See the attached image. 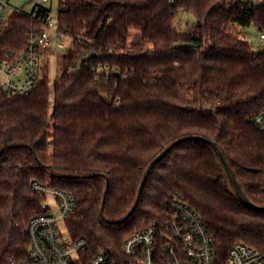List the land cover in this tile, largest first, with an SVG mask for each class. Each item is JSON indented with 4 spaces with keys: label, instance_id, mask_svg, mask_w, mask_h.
<instances>
[{
    "label": "trees",
    "instance_id": "trees-1",
    "mask_svg": "<svg viewBox=\"0 0 264 264\" xmlns=\"http://www.w3.org/2000/svg\"><path fill=\"white\" fill-rule=\"evenodd\" d=\"M181 13L197 26L182 32ZM39 20L13 12L0 33V58L21 52ZM264 35V0H60L58 29L72 45L57 60L53 87L28 97L0 91V264L27 255L29 220L45 213L37 182L71 193L66 222L85 255L121 256L130 236L166 220L176 201L195 209L216 240V263L236 243L264 255V209L245 206L213 141L248 199L264 208V51L243 29ZM99 66L106 69L100 70ZM52 141L50 142V136ZM103 207V213L101 209Z\"/></svg>",
    "mask_w": 264,
    "mask_h": 264
},
{
    "label": "built area",
    "instance_id": "built-area-1",
    "mask_svg": "<svg viewBox=\"0 0 264 264\" xmlns=\"http://www.w3.org/2000/svg\"><path fill=\"white\" fill-rule=\"evenodd\" d=\"M31 1L34 8L29 14L39 20L38 26L28 30L23 51H11L0 58V91L8 96L28 97L46 82V66L54 44L51 33H57L58 48L71 47L62 42L69 37L59 31L58 16L56 29L53 28L51 10L47 7L49 0ZM22 11L11 4V0H0V33L10 14ZM260 42L264 46V35ZM99 69L106 67L99 66ZM254 121L264 130V111ZM32 190L46 198L52 196L59 215L52 214L45 203V213L28 222L27 255L9 264H217L214 236L203 217L182 201L174 203L165 221L127 238L120 257L113 252H102L87 258L88 243L83 239L72 240L66 227V222L77 212L74 196L37 182L32 184ZM225 264H264V255L250 246L236 243L229 250Z\"/></svg>",
    "mask_w": 264,
    "mask_h": 264
},
{
    "label": "rangeland",
    "instance_id": "rangeland-1",
    "mask_svg": "<svg viewBox=\"0 0 264 264\" xmlns=\"http://www.w3.org/2000/svg\"><path fill=\"white\" fill-rule=\"evenodd\" d=\"M11 4L15 7L22 9L26 13H31L34 5L31 0H11ZM60 6V0H49L47 3V7L50 8V18L52 19V23L54 25V30L57 25V16ZM176 25L179 30L182 32H190L193 31L197 26L196 18L193 14L181 13L175 20ZM54 38V44L51 51V58L49 61V81L50 85L53 87L54 81L57 78L58 74V62L57 60L65 53L67 49H60L57 46L58 36L56 32L51 33ZM244 38L253 46L255 52L264 51V46H261L260 39L262 37L261 32L255 25H250L243 29ZM64 44L71 46L72 42L69 38H65L62 40ZM52 141V135L50 136V142ZM46 204L51 208L52 214L59 215L58 205L55 199L48 195L46 198ZM64 233L66 232L65 228H63Z\"/></svg>",
    "mask_w": 264,
    "mask_h": 264
},
{
    "label": "water",
    "instance_id": "water-1",
    "mask_svg": "<svg viewBox=\"0 0 264 264\" xmlns=\"http://www.w3.org/2000/svg\"><path fill=\"white\" fill-rule=\"evenodd\" d=\"M193 140H200L208 145H210L214 151L217 153L218 157L220 158L225 171L228 175L229 181L234 189L235 194L238 196V198L241 200V202L252 209H264V208H258L256 207L246 196V194L244 193V191L242 190L240 183L238 182V180L236 179L231 167L229 166L228 162L226 161L224 155L222 154V152L218 149V146L216 145L215 142L207 140L205 138L202 137H196V136H192V137H187V138H182L179 139L175 142H173L171 145H169L158 157H156L149 165V167L147 168L143 179L141 181L139 190H138V195H137V199L136 202L134 204V206L132 207V209L129 211V213L127 214V216L121 221L124 222L126 220H128L133 213L135 212V210L137 209V207L139 206L140 200H141V196L143 194V191L145 189V186L148 182V178L151 174V172L154 170V168L157 166V164L164 158L166 157V155H168L172 150H174L176 147H178L180 144L187 142V141H193ZM101 212L103 213V207L101 209Z\"/></svg>",
    "mask_w": 264,
    "mask_h": 264
}]
</instances>
